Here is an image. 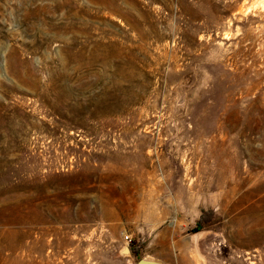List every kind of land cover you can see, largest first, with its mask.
<instances>
[{
    "label": "rangeland",
    "instance_id": "1",
    "mask_svg": "<svg viewBox=\"0 0 264 264\" xmlns=\"http://www.w3.org/2000/svg\"><path fill=\"white\" fill-rule=\"evenodd\" d=\"M140 259L264 264V0H0V264Z\"/></svg>",
    "mask_w": 264,
    "mask_h": 264
},
{
    "label": "water",
    "instance_id": "2",
    "mask_svg": "<svg viewBox=\"0 0 264 264\" xmlns=\"http://www.w3.org/2000/svg\"><path fill=\"white\" fill-rule=\"evenodd\" d=\"M197 235H199V237H200V236H201V232H196L195 234H193V235L191 236V239H192V242H193V245H194L195 252H196L199 256H201V254H200V252H199V249H197V247H198L197 242H198L199 237H198L197 240L194 239V238H192V237L197 236ZM124 250L126 251V253H129V248H128L127 246L124 247ZM138 264H157V263H155V262H153V261H148V260L140 259V260L138 261Z\"/></svg>",
    "mask_w": 264,
    "mask_h": 264
},
{
    "label": "bare ground",
    "instance_id": "3",
    "mask_svg": "<svg viewBox=\"0 0 264 264\" xmlns=\"http://www.w3.org/2000/svg\"><path fill=\"white\" fill-rule=\"evenodd\" d=\"M198 237H199V235H197V236H194V237H192V238H194V239H198ZM197 249H199L198 247H197Z\"/></svg>",
    "mask_w": 264,
    "mask_h": 264
},
{
    "label": "built area",
    "instance_id": "4",
    "mask_svg": "<svg viewBox=\"0 0 264 264\" xmlns=\"http://www.w3.org/2000/svg\"><path fill=\"white\" fill-rule=\"evenodd\" d=\"M125 240L130 241V239L128 238V235H125Z\"/></svg>",
    "mask_w": 264,
    "mask_h": 264
}]
</instances>
